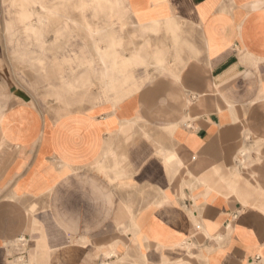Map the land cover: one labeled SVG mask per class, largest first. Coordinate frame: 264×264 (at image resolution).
I'll return each mask as SVG.
<instances>
[{
    "label": "crops",
    "instance_id": "1",
    "mask_svg": "<svg viewBox=\"0 0 264 264\" xmlns=\"http://www.w3.org/2000/svg\"><path fill=\"white\" fill-rule=\"evenodd\" d=\"M125 2L143 61L54 93L0 41V264H264V0Z\"/></svg>",
    "mask_w": 264,
    "mask_h": 264
},
{
    "label": "rangeland",
    "instance_id": "2",
    "mask_svg": "<svg viewBox=\"0 0 264 264\" xmlns=\"http://www.w3.org/2000/svg\"><path fill=\"white\" fill-rule=\"evenodd\" d=\"M0 1V29L25 32L24 37L0 41L7 43L18 84L36 96L54 93L65 81L60 77L75 68L143 61L139 54L123 58L139 42L138 29L125 0ZM159 27L152 24L145 29ZM166 27L171 29L170 25ZM154 58L161 67L160 55ZM100 72L109 76L110 70Z\"/></svg>",
    "mask_w": 264,
    "mask_h": 264
},
{
    "label": "built area",
    "instance_id": "3",
    "mask_svg": "<svg viewBox=\"0 0 264 264\" xmlns=\"http://www.w3.org/2000/svg\"><path fill=\"white\" fill-rule=\"evenodd\" d=\"M16 247L19 250L20 259L22 260L23 257H24V255H25L26 247H27V240H26V238H23V237L20 238L17 241Z\"/></svg>",
    "mask_w": 264,
    "mask_h": 264
}]
</instances>
